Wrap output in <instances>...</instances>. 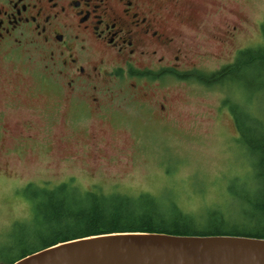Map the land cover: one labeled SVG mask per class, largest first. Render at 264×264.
<instances>
[{"label":"rangeland","instance_id":"rangeland-1","mask_svg":"<svg viewBox=\"0 0 264 264\" xmlns=\"http://www.w3.org/2000/svg\"><path fill=\"white\" fill-rule=\"evenodd\" d=\"M188 1L198 8L185 29L194 39V50L205 55L198 64L203 69L199 74H211L232 62L238 50L261 43L264 0ZM233 23L236 31L231 41L224 45L213 41L212 35ZM170 80L168 115L160 126L146 120L144 127L123 116L117 124L110 120L101 127L91 120L82 123L79 131L67 132L58 115L48 146L41 145L45 138L39 136L40 144L26 143L17 151L10 137H1L0 264L38 246L36 241L10 249L6 238L13 230L26 229L22 223L32 213V197L35 213L37 195L55 192L64 183L95 195L147 193L172 198L197 224H207L210 216H216L228 227L261 229V221L248 219L254 211L246 200L255 198L259 186L237 142L228 105L222 104L224 87Z\"/></svg>","mask_w":264,"mask_h":264},{"label":"flooded vegetation","instance_id":"flooded-vegetation-1","mask_svg":"<svg viewBox=\"0 0 264 264\" xmlns=\"http://www.w3.org/2000/svg\"><path fill=\"white\" fill-rule=\"evenodd\" d=\"M197 13L188 0H0V139L48 146L58 115L67 132L123 116L160 126L167 80L197 82L203 70L185 29Z\"/></svg>","mask_w":264,"mask_h":264},{"label":"trees","instance_id":"trees-1","mask_svg":"<svg viewBox=\"0 0 264 264\" xmlns=\"http://www.w3.org/2000/svg\"><path fill=\"white\" fill-rule=\"evenodd\" d=\"M260 31L262 40L259 45L238 50L232 62L211 74H198L197 80L207 86L224 87L226 95L222 104L228 105L238 135L237 142L243 149L246 163L251 166L250 175L259 186H256L255 198L246 200L254 211L248 219L261 221V229L228 227L222 224V220H215L216 216H210L207 224H197L194 216L183 212L172 198L164 199L147 193L136 196L95 195L78 191L71 183L70 186L64 183L55 192L44 194L43 191V196L37 195L40 201L35 213L32 197V213L22 223L27 224L26 229L11 231L6 244L10 249H16L22 244L37 241L38 246L23 250L7 264L60 242L107 233L156 232L264 238V19Z\"/></svg>","mask_w":264,"mask_h":264},{"label":"water","instance_id":"water-1","mask_svg":"<svg viewBox=\"0 0 264 264\" xmlns=\"http://www.w3.org/2000/svg\"><path fill=\"white\" fill-rule=\"evenodd\" d=\"M12 264H264V238L107 233L60 242Z\"/></svg>","mask_w":264,"mask_h":264}]
</instances>
